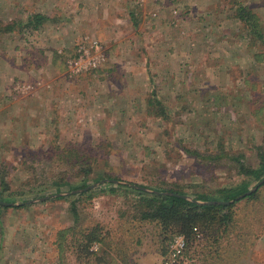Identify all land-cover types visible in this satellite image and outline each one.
Segmentation results:
<instances>
[{
  "label": "rangeland",
  "instance_id": "1",
  "mask_svg": "<svg viewBox=\"0 0 264 264\" xmlns=\"http://www.w3.org/2000/svg\"><path fill=\"white\" fill-rule=\"evenodd\" d=\"M13 1L0 0V264H59L60 240L65 264H163L171 241L134 217L138 196L178 189L213 203L243 180L258 196L236 204L223 235H179L187 264H264V175L240 169L264 155V45L234 15L240 2L264 30V0H220L222 20L187 23L168 7L179 22L149 38L172 40L171 53L124 47V62L76 80L23 29L32 0ZM75 143L87 162L59 155ZM92 229L105 245L85 249Z\"/></svg>",
  "mask_w": 264,
  "mask_h": 264
},
{
  "label": "crops",
  "instance_id": "2",
  "mask_svg": "<svg viewBox=\"0 0 264 264\" xmlns=\"http://www.w3.org/2000/svg\"><path fill=\"white\" fill-rule=\"evenodd\" d=\"M219 3L220 0H32V10L25 17L30 19L33 14H42L45 18L37 26L26 21L28 25L23 23V29L38 33L36 40L43 45L37 47L45 49L41 58L43 62L50 64L64 61L66 67L67 60L77 55L80 44L97 40L105 54L104 61L97 68L73 76L68 75L66 68L64 77L76 80L90 73L93 77L94 74L99 76L101 71L107 72L112 58V62H124V47L127 50L142 47L140 49L146 54L152 44L161 48L169 45L171 53L173 41L149 38L150 31L171 29V23L176 24L178 20L186 22L189 16L199 12L206 15L204 17H221L222 20V16H219L222 6ZM168 7L173 9V17ZM25 9L29 10L26 6ZM171 17L178 20L174 22ZM114 72L110 73V77L113 78Z\"/></svg>",
  "mask_w": 264,
  "mask_h": 264
},
{
  "label": "trees",
  "instance_id": "3",
  "mask_svg": "<svg viewBox=\"0 0 264 264\" xmlns=\"http://www.w3.org/2000/svg\"><path fill=\"white\" fill-rule=\"evenodd\" d=\"M238 3L235 9V17L243 23V29L247 30L250 34L251 40L255 39L259 41L260 44L264 45V30L260 27L259 17L252 10L247 8L245 5ZM44 16L42 14H33V17L29 19L30 22L34 23L33 26H37V24L41 23L44 20ZM28 25V23H27ZM12 28L10 25L7 28ZM54 64H57L55 62ZM65 67V66H64ZM159 102L149 100V104L153 107H156V104ZM264 109V107H263ZM157 110V108H155ZM163 112L160 108L159 112ZM157 114V113H156ZM158 115V114H157ZM77 142V141H73ZM59 150V149H58ZM65 154H59L60 156H64L67 160H71V157H75L80 159L81 162H87V158H84L83 155L80 156V152L82 149L78 148V144L67 145L63 148ZM85 151V149H83ZM60 152V150H59ZM86 160V161H85ZM240 169L242 173L246 176L253 177L257 181H259L264 175V155H261V160L258 164V167L252 168L250 166L244 165L240 162ZM248 182L243 180L241 183L234 187H223L217 190L218 199L220 201L213 203H208L209 200H213L209 198L205 194H199L194 196V199L201 200L202 202H197L193 199H187L183 196L184 192L178 189H170L167 190L166 193H150V194H140L138 196V206L141 207L140 210L137 208L136 211H139L138 215H134L138 221H147V222H155L158 226L163 229L164 240H169L176 235H184L188 240L192 239V232L194 228L207 230L210 235L217 236V233L222 231V235L228 230V228L232 227L235 223V215L234 208L236 204L241 200H250L258 196L259 188L255 191L250 192L246 196L237 199L241 194L247 192ZM7 207V206H4ZM96 224V223H95ZM97 223L95 226L99 229V235L103 232V227H99ZM106 232L111 234L110 229H105ZM92 229L87 234H85L82 238H84L85 249H88L89 245L96 241L103 243L102 238L98 235V230ZM73 234L78 233V231L73 230ZM114 240L113 236L111 237V241ZM62 240L59 242V264L64 263V257L62 251ZM80 245H83L82 242ZM187 248L183 251L182 256L178 259L175 264H187L188 252ZM165 251H163L164 253ZM65 264V263H64Z\"/></svg>",
  "mask_w": 264,
  "mask_h": 264
},
{
  "label": "built area",
  "instance_id": "4",
  "mask_svg": "<svg viewBox=\"0 0 264 264\" xmlns=\"http://www.w3.org/2000/svg\"><path fill=\"white\" fill-rule=\"evenodd\" d=\"M104 59L105 54L97 40L93 39L88 43H82L78 46L77 55L67 60V73L69 76H73L88 72L99 67ZM185 247V238L181 235L174 236L170 242L169 255L164 259L163 264H172L176 261L182 255Z\"/></svg>",
  "mask_w": 264,
  "mask_h": 264
},
{
  "label": "water",
  "instance_id": "5",
  "mask_svg": "<svg viewBox=\"0 0 264 264\" xmlns=\"http://www.w3.org/2000/svg\"><path fill=\"white\" fill-rule=\"evenodd\" d=\"M264 181V177H263V179L262 180H260V182H259V184L260 183H262ZM257 188V186H255L253 189H251V190H248L247 192H245V193H243V194H241L237 199H239V198H242V197H244V196H246L247 194H249L250 192H252V191H254L255 189ZM0 203L1 204H6L5 202H1L0 201ZM208 203H212V202H208Z\"/></svg>",
  "mask_w": 264,
  "mask_h": 264
}]
</instances>
